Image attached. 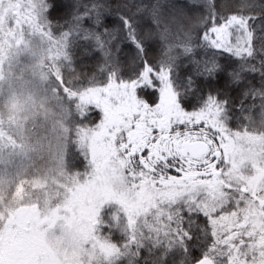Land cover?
<instances>
[{"label": "snow or ice", "instance_id": "6c2138e0", "mask_svg": "<svg viewBox=\"0 0 264 264\" xmlns=\"http://www.w3.org/2000/svg\"><path fill=\"white\" fill-rule=\"evenodd\" d=\"M0 264H264V0H0Z\"/></svg>", "mask_w": 264, "mask_h": 264}]
</instances>
